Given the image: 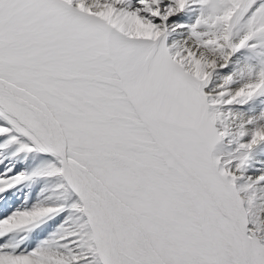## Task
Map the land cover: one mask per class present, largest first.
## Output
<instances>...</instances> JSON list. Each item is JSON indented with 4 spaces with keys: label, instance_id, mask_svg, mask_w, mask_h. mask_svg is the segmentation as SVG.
Masks as SVG:
<instances>
[{
    "label": "snow or ice",
    "instance_id": "snow-or-ice-1",
    "mask_svg": "<svg viewBox=\"0 0 264 264\" xmlns=\"http://www.w3.org/2000/svg\"><path fill=\"white\" fill-rule=\"evenodd\" d=\"M0 264H264V0H0Z\"/></svg>",
    "mask_w": 264,
    "mask_h": 264
}]
</instances>
